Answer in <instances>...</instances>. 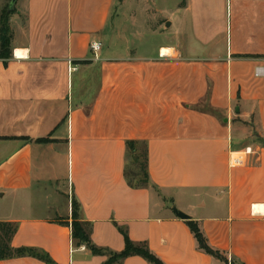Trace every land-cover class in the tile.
<instances>
[{
    "label": "crops",
    "instance_id": "1",
    "mask_svg": "<svg viewBox=\"0 0 264 264\" xmlns=\"http://www.w3.org/2000/svg\"><path fill=\"white\" fill-rule=\"evenodd\" d=\"M116 1L21 0L10 17L11 57L0 59V221L17 224L11 246L40 249L56 264H102L123 249V227L166 264H226L198 249L175 207L226 257L264 264V145L242 124L253 116L264 139V0H174L169 16L150 23L162 40L140 49L143 32L123 36L114 25L124 49L97 55ZM91 41L102 44L96 54ZM177 56L222 61L225 110L237 121L146 138L148 185L132 187L129 138L102 97L107 69ZM73 197L101 254L75 246L59 222L71 221ZM0 264L48 263L23 256ZM115 264L150 263L134 255Z\"/></svg>",
    "mask_w": 264,
    "mask_h": 264
},
{
    "label": "rangeland",
    "instance_id": "2",
    "mask_svg": "<svg viewBox=\"0 0 264 264\" xmlns=\"http://www.w3.org/2000/svg\"><path fill=\"white\" fill-rule=\"evenodd\" d=\"M9 1L0 0V13ZM18 1L21 0H16L14 10L20 7ZM119 1H116L115 14L104 31L103 50L97 55L105 53L106 49L119 54L125 45L123 36L133 30L143 32L146 42L140 49H149L162 40V35L150 32V23L169 16L170 8L167 7L172 6L174 0H149V7L156 10L151 14L146 12V0H126L121 7ZM159 3L166 7L157 9ZM114 25H118L123 36L115 33ZM224 79V65L218 60L177 56L130 64L116 63L107 69L102 97L107 105L110 102L111 110L115 109L117 131L129 139L145 142L148 137L178 131L210 133L237 121L232 112L230 117L225 110ZM244 123L252 129V138L262 142L263 138L255 130L253 116ZM141 146V143L137 144L136 151L127 157L132 179L139 178V159L136 161L135 156ZM227 259L230 261L229 255Z\"/></svg>",
    "mask_w": 264,
    "mask_h": 264
},
{
    "label": "trees",
    "instance_id": "3",
    "mask_svg": "<svg viewBox=\"0 0 264 264\" xmlns=\"http://www.w3.org/2000/svg\"><path fill=\"white\" fill-rule=\"evenodd\" d=\"M15 12V10H8V6H5L0 13V59L7 60L11 57V40H12V31L10 29L9 20L10 16ZM29 140L28 138H24ZM48 139L40 138L37 139L38 142H47ZM141 143V150L136 152V161L139 159L138 168H139V178L132 179L130 177V172L128 170L127 157L132 152L136 151V145ZM264 145V139L262 142H259ZM148 157H147V148L146 142H139L135 139L126 140V168L124 171L126 180L128 184L132 187L137 186H147L148 185ZM79 203L73 197L71 199V221H59L60 224L70 227L71 229V239L75 246H80L82 244L86 245L93 253L101 254L103 250L97 247L91 240V223L85 221L80 217L79 214ZM189 227L191 233L193 234L198 249L202 252L226 263V264H238L234 259H227L223 251L212 247L202 230L200 229L197 221L189 219L185 221ZM17 230V224L9 221H0V260L9 259L15 257L31 256L37 258L48 264H56L50 256L37 248L33 247H13L10 244L12 236ZM119 232L123 236L124 246L123 249L119 252H109L107 259L102 264H115L121 262L129 256H140L148 261L150 264H166L162 259H160L156 254H154L147 246L146 242H134L128 235L127 230L123 227H118Z\"/></svg>",
    "mask_w": 264,
    "mask_h": 264
},
{
    "label": "water",
    "instance_id": "4",
    "mask_svg": "<svg viewBox=\"0 0 264 264\" xmlns=\"http://www.w3.org/2000/svg\"><path fill=\"white\" fill-rule=\"evenodd\" d=\"M16 3V0H10L9 1V4H8V10L11 11L14 9V5ZM169 22L166 23L167 26H169ZM172 211L174 213V215H176L177 217L181 218V219H184V220H189L190 219V216L187 215L186 213L176 209L175 207L172 208Z\"/></svg>",
    "mask_w": 264,
    "mask_h": 264
},
{
    "label": "built area",
    "instance_id": "5",
    "mask_svg": "<svg viewBox=\"0 0 264 264\" xmlns=\"http://www.w3.org/2000/svg\"><path fill=\"white\" fill-rule=\"evenodd\" d=\"M101 42L100 41H91L89 43V47H90V50L96 54V51H98L100 48H101ZM261 73V69L258 68L257 71H256V74H260Z\"/></svg>",
    "mask_w": 264,
    "mask_h": 264
}]
</instances>
